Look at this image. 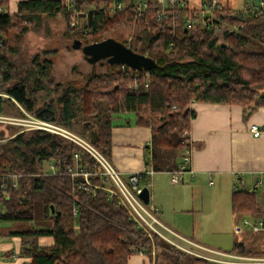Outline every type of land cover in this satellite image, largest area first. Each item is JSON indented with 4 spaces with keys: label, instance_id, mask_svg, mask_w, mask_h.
Masks as SVG:
<instances>
[{
    "label": "trees",
    "instance_id": "obj_1",
    "mask_svg": "<svg viewBox=\"0 0 264 264\" xmlns=\"http://www.w3.org/2000/svg\"><path fill=\"white\" fill-rule=\"evenodd\" d=\"M123 1L73 0L65 5L61 0H26L19 2L17 13L0 15V31L5 35L14 27L15 17L63 12L69 30L88 43L102 41L119 26L132 25L139 34L122 42L158 62L156 69L130 74L127 66L108 64L110 71L93 72L85 79L73 68L72 79L58 82L49 58L54 52L37 54L32 68L21 71L4 53V40V49L0 46V114L5 101H15L33 117L86 140L96 131L95 147L111 160L114 118L134 113V124L151 129L146 167L173 172L180 167L183 140L190 139L191 121L197 115L193 103L239 105L245 118L264 106V13L244 17L215 6L206 16L210 27L197 24L187 29L186 19L201 17V11L190 8L187 0L166 8L162 18L158 0H146L147 8L140 14L134 10V0L119 12H110L113 2ZM40 95L48 96L43 104ZM75 166L100 167L91 154L64 136L0 122V176L6 184L0 237H20V255L31 257L30 264H128L133 254L152 259L154 249L153 264H210L205 257L183 253L158 234L150 237L137 228L125 207L105 189L104 178L91 177L99 187L90 191L83 177L72 175ZM11 174L17 175L16 186L7 177ZM36 201L44 205L45 217L52 224L49 229L4 232L3 223L33 222ZM231 206L236 214L264 217L256 190L235 189ZM42 237H52L54 243L42 246ZM228 253L245 256L247 250L243 243H235ZM260 253L254 256L264 257V250Z\"/></svg>",
    "mask_w": 264,
    "mask_h": 264
},
{
    "label": "crops",
    "instance_id": "obj_2",
    "mask_svg": "<svg viewBox=\"0 0 264 264\" xmlns=\"http://www.w3.org/2000/svg\"><path fill=\"white\" fill-rule=\"evenodd\" d=\"M21 1L26 0H7V12L10 15L17 13L18 5ZM61 1L65 5L73 2V0ZM129 1L124 0L123 4L126 5ZM257 1L187 0V3L190 8L201 11L200 16L205 17L211 14L215 6L240 11L247 5ZM191 107L197 112L196 117L191 121L189 131L192 150L191 169L193 170V174H184H188L195 181L209 180L211 187L219 185L220 187L225 186L229 188L234 185L233 191L238 189L237 183H240L241 187L248 190L253 187L257 192L261 191V197H264V184L257 187V182L260 179L264 181V106L259 107L247 118L244 116L243 108L239 105L195 102ZM253 124H257L262 129V133L258 137H255L249 130ZM151 136V129L149 127L138 126L130 118L126 119L123 124L114 125L111 137V161L113 165L127 179L133 174H142L140 185L143 187L150 183L149 189L151 188L152 205L159 209L158 217L169 230L176 233L187 243L192 242L196 250L199 247L212 250L215 253L219 252L231 258L230 260H225L205 255L210 264H245L241 260L242 255L209 249V247L202 245L199 241L197 242L195 238L188 237L179 231L182 230L183 225H186V223H180L178 220H175L169 212L171 211L173 214H177L178 212L190 214V212L196 210L203 212L205 208L204 197L202 195L200 207L198 209L193 207L192 211L183 208L184 202L179 205L181 203L179 202V196L174 194L173 189L180 186L179 179L182 175L175 180L173 172H154L146 167L145 161L149 155L148 147L151 144ZM146 149H148L147 155ZM247 182L248 185L246 186ZM194 198L192 197V199ZM254 218L253 220L246 218L244 222L246 220L252 223H255L257 220L264 221V217ZM194 220L193 226L195 229L196 221ZM244 222L242 225L236 223L235 226H243ZM29 229L31 228H3L4 232ZM0 239L6 240L0 242V264L31 263V257L20 255L22 247L20 237L2 235ZM53 243L54 239L52 237H42L39 239V244L42 246H50ZM11 251L14 253L12 256L6 255L7 252ZM128 264L153 263L147 255L139 253L131 255Z\"/></svg>",
    "mask_w": 264,
    "mask_h": 264
},
{
    "label": "rangeland",
    "instance_id": "obj_3",
    "mask_svg": "<svg viewBox=\"0 0 264 264\" xmlns=\"http://www.w3.org/2000/svg\"><path fill=\"white\" fill-rule=\"evenodd\" d=\"M73 12L77 14L80 11L73 10ZM84 12H87V10ZM13 23L14 27H12V29L4 33L5 35L2 33L3 40L7 41V46L4 49L6 44V41H4L1 47L4 49V53L8 56L9 60L19 68L18 70L23 71L27 68H32V59L34 56L42 54L45 51H50L54 52L49 58L52 59L54 64L53 77L55 81L66 82L72 79L73 68L78 69L83 75V79L93 72L103 73L110 71V67L106 61L103 63H90L86 59L82 49L73 48L75 39L82 40L83 44H88V42L86 39L80 38L74 31L69 30L68 22L63 12L54 14L34 13L32 15H27V17L23 19L15 17L13 18ZM138 34L139 30L136 27L132 25H122L107 34L105 38L114 37L119 41H131ZM218 36L219 40H221L222 34L219 33ZM44 58L45 56H43V59ZM38 100L40 104H43L48 100V96L40 95L38 96ZM0 115L6 117L11 122H17L22 128L36 125L34 117L15 101L14 103L5 101L4 112ZM129 118L134 121V113L125 112L118 114L114 118V125L123 124L126 119ZM147 154L148 149H146V155ZM121 176L125 182H128L125 176ZM182 176L183 178H181ZM182 176L179 179L180 186L173 189L175 192L174 194L179 196V202H181L179 205L184 202V209H189L191 211L193 207L198 209L201 205L200 203L203 195L205 208L203 212L196 210L190 212V214L181 212L173 214L170 211L169 213L175 220H178L180 223H186V225H183L182 230L179 231L188 237L195 238L197 242L199 241L202 245L209 247V249L216 251L221 250L227 253L232 251L235 243H243L247 253L242 257H262L254 255H260V252L264 250V230L256 232L252 230L251 227H245L242 233L235 232L236 223L242 225L244 219L253 220V217L247 214H236L232 211L231 199L234 185L229 188L225 186L220 187L219 185L211 187L209 180L195 181L188 176V174ZM182 181H184V183H182ZM247 185L248 182L246 186ZM241 186L240 183H237L238 188ZM260 192H258V196L264 206V197H261L262 195ZM192 197L195 198L192 199ZM148 205L153 206L152 199ZM193 219L196 221L195 229L193 226ZM50 225L52 226L51 222L46 219L44 214L43 203L41 201H36L35 219L33 222H6L2 224V228L49 229ZM165 233L179 244L182 243L184 246H190L191 250L195 252V254L187 253L161 237L165 242L173 245L177 250L183 253L195 256H198L196 254H204V256L210 255L225 260L231 259L219 252L215 253L212 250L196 247L200 251L199 252L195 249V246L187 243V241L183 239L180 240L174 233L169 231H165ZM149 236L153 237V235ZM4 241L6 240L0 239V242ZM152 259H155V249L152 253ZM152 259L151 261L153 262Z\"/></svg>",
    "mask_w": 264,
    "mask_h": 264
},
{
    "label": "built area",
    "instance_id": "obj_4",
    "mask_svg": "<svg viewBox=\"0 0 264 264\" xmlns=\"http://www.w3.org/2000/svg\"><path fill=\"white\" fill-rule=\"evenodd\" d=\"M159 4L161 5V9L159 11L160 18L165 16L166 14V8L173 7L178 3V0H158ZM124 4L122 2H113V4L110 6V12L116 13L123 9ZM147 8V2L146 0H135L134 2V10L136 13L140 14ZM240 14L245 16L255 15L259 16L264 13V0H258L255 3H251L244 7L242 10L238 11ZM6 4L0 0V15L7 14ZM75 22L72 23L74 25ZM197 24H200L202 26H208L210 27V21L206 19L205 17H198V18H188L186 19V28H195ZM232 29V28H230ZM4 40L2 37V32L0 31V46L3 44ZM123 68L126 65H121ZM128 67V66H127ZM128 74L131 73L133 69L128 67ZM174 110H176V107H173ZM34 120H36L35 124L30 127H25L24 130L28 129H44L51 131L53 133L59 134L61 136H64L65 138L75 142L77 145H79L82 149L87 151L89 154L92 155V157L96 160L97 164L100 166L99 169L89 170L87 168L75 166L72 169V175L73 176H80L83 177L85 180V188L88 189L86 186H90L88 190L95 191L96 188L99 187L98 184H93L91 182V177L94 176H102L106 182L105 189L110 193L111 196H114L118 199L120 204H122L126 211L128 212L129 218L135 223V226L139 229H143L146 233L149 235L158 234L160 237L164 238L165 240L169 241L170 243L176 245L178 248L182 249L183 251L187 253H193L190 246H187L182 243H178L175 240H172L169 236H167L166 232H172L169 230L165 225L162 224L158 217L159 209L155 206H149L148 204H145L143 200L140 198V192L143 188V186L140 185V178L142 177V174H133L128 179V182H125L122 178V174L116 169V167L113 165L112 161L105 157L96 147L94 144L91 143V141L86 140L79 135L71 132L70 130L63 128L61 126L42 121L40 119H37L34 117ZM0 122L3 123H10L15 125H20L17 122H11L6 117L0 115ZM21 126V125H20ZM250 132L255 136L258 137L262 133V129L257 124H253L249 128ZM188 134L185 133L184 136H187ZM183 144H185L183 152H182V160L181 164L178 170L173 171L174 178L177 180L181 175L184 173H190L193 174V170L191 169V161H192V150H191V141L189 138H185L183 140ZM75 158L79 159V154H75ZM96 167V166H95ZM50 169L53 173H55V166L54 164L50 165ZM7 177L12 178L14 183L13 185L16 186V179L17 175L11 174ZM0 179L2 182L0 183V214L4 210L3 205V194H5V188L6 184L4 183L5 177H1ZM264 184V181L260 179L257 182V187ZM148 188L150 186V183L146 185ZM255 189L252 187L249 189V191H254ZM244 227H251L254 231H262L264 230V221L263 220H257L255 223L250 222L249 220H246L244 222L243 226H237L236 232H242ZM175 236H177L180 240V238L176 233H174ZM189 244L192 245V242H189ZM200 257H205L201 254H196ZM206 258V257H205ZM241 260L245 264H264V257H241Z\"/></svg>",
    "mask_w": 264,
    "mask_h": 264
},
{
    "label": "water",
    "instance_id": "obj_5",
    "mask_svg": "<svg viewBox=\"0 0 264 264\" xmlns=\"http://www.w3.org/2000/svg\"><path fill=\"white\" fill-rule=\"evenodd\" d=\"M73 48L82 49L90 63L106 61L110 65H126L137 71H150L158 67V62L154 58L133 51L125 43L114 37L88 44H83L82 40L75 39ZM97 140L98 134L93 131L90 141L92 144H96ZM139 195L145 204L150 203L151 193L147 186L142 188Z\"/></svg>",
    "mask_w": 264,
    "mask_h": 264
}]
</instances>
